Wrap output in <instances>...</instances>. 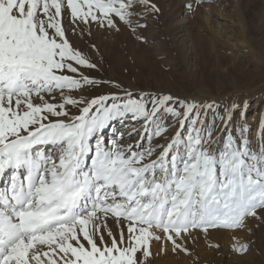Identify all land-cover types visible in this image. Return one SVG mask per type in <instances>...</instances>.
I'll list each match as a JSON object with an SVG mask.
<instances>
[{
  "label": "rangeland",
  "instance_id": "374dc122",
  "mask_svg": "<svg viewBox=\"0 0 264 264\" xmlns=\"http://www.w3.org/2000/svg\"><path fill=\"white\" fill-rule=\"evenodd\" d=\"M2 83L0 167L53 161L8 264H264V0H0Z\"/></svg>",
  "mask_w": 264,
  "mask_h": 264
},
{
  "label": "bare ground",
  "instance_id": "6f19581e",
  "mask_svg": "<svg viewBox=\"0 0 264 264\" xmlns=\"http://www.w3.org/2000/svg\"><path fill=\"white\" fill-rule=\"evenodd\" d=\"M0 88L6 89V90L9 89V88H7V85H3V83L0 85ZM132 130H134V129L129 130V133ZM12 149H14V150L16 149V151L19 149V151L21 152L20 153L21 158H19V159L15 158L14 161L13 160H6V163L2 164L3 166L0 167V264H8L11 259L17 260L16 259L17 256L19 255V253L21 251L24 250L25 246L27 245L26 244V239H27L26 237L29 235V233L31 231H30V229H28V227L26 225V222H27L26 216H29V214H31L34 217L33 220H35V217H37V211L39 212V210H42V208H43V205L40 202H37L38 200H36V195H37L36 192L39 189V188L37 189V187L40 186L39 183H41V181L39 180L40 181L39 182L38 180H35V176L41 170V167L39 168L40 164H41V166H43V164L45 162H47V165H49V167H50V165H52V163H53L52 159H49L48 161L46 160L47 159L46 155H45L46 159H45V157L41 158L39 152H35L37 149H34V150L27 149L24 146H21L19 144H16L14 146V148H12ZM12 158H13V156H12ZM12 161L15 163L14 164L15 169L11 172L12 175L8 176L7 170L9 169L8 167L10 166ZM55 161H57V160H55ZM174 163H175V161L173 160V165H174ZM48 169H50V168H48ZM49 171H51V170H49ZM5 174H6V179L3 180V178L5 177ZM17 175H18V178H16ZM44 176L46 177V175H44ZM262 182H264V180ZM83 190L79 191V193L75 197L76 200L73 201L75 206L81 208V211H84V209L86 210L87 207L90 208L91 206H93V204H96L95 198L94 199H92V198L88 199L89 193L85 192ZM126 194H127V192L125 191V189L122 187H118V186H117V188L114 189L113 192H110L107 195H105V193H103V191L101 193V195L105 196L102 201L108 202V203H109V201L114 203L116 198L122 199L125 197ZM175 194H177V193H175ZM108 195H110V196H108ZM204 196H206V195H204ZM61 200H62V198H61ZM42 201H44V200H42ZM45 202L48 204L47 201H45ZM59 202L60 201L57 199V202H56L57 204L54 203L55 207L59 206L58 205ZM85 204H86V206H85ZM107 206L110 207V205H107ZM45 207L47 208V206H45ZM182 211H180V213L182 215L179 214V215H177V217L171 216L170 218L169 217L168 218H169V221H171L173 225L174 224L176 225V223L178 225H179V223L180 224L184 223L187 226L186 227L187 229H188V227L191 228V229L186 230L184 232L185 234L182 235V237H181L182 245H187L188 239L192 235L191 234L186 235V233H191L192 230H195L194 226H195V222H196L197 218L195 217V215H193L194 212L190 211V208H188V207H185L184 211L183 212ZM83 214H82V216H83ZM193 219H195V220H193ZM42 226H39V227H42ZM183 227H184V225H183ZM237 233H238V231H235L233 234L237 235ZM198 235H199L198 233H195V236H198ZM231 236H233V235H231ZM42 237H43V235H42Z\"/></svg>",
  "mask_w": 264,
  "mask_h": 264
}]
</instances>
